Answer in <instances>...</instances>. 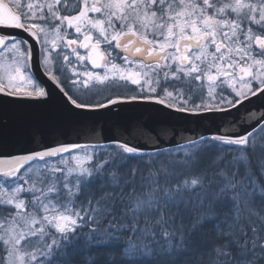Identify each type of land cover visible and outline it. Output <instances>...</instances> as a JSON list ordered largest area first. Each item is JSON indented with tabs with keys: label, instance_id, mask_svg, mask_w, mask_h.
<instances>
[{
	"label": "snow or ice",
	"instance_id": "6c2138e0",
	"mask_svg": "<svg viewBox=\"0 0 264 264\" xmlns=\"http://www.w3.org/2000/svg\"><path fill=\"white\" fill-rule=\"evenodd\" d=\"M252 97L264 0H0V264H264Z\"/></svg>",
	"mask_w": 264,
	"mask_h": 264
},
{
	"label": "water",
	"instance_id": "95a60500",
	"mask_svg": "<svg viewBox=\"0 0 264 264\" xmlns=\"http://www.w3.org/2000/svg\"><path fill=\"white\" fill-rule=\"evenodd\" d=\"M20 35H24L20 33ZM26 38V37H25ZM34 71L36 75L47 85L49 90L52 93V99L49 102V105L45 106L43 109H38L41 111H50L55 107L62 106L65 102L63 98L60 96L58 91L56 90L55 86L52 85L43 75H41L40 68L37 66ZM125 112V114H130L133 111H141L144 109H153L157 106L150 105L146 103H135V104H123L121 106ZM115 111V109H112ZM264 112V100L257 99L256 97H252L250 101H244V103L237 108L232 109L227 114H217L218 118L216 119L214 124H210L208 121L201 122L195 117H184L181 119L180 123L186 125L190 129L194 130L195 132H205V130L211 127L212 132L217 130V126H219V131L225 132L230 130H238L244 131L246 130V125L244 127H239L242 123L246 122L252 113H259ZM95 115L100 119L101 124L105 125V128L110 126V121L105 123L104 117L110 115L108 109H101ZM223 117V119L219 117ZM231 122V123H230ZM190 134V133H186ZM71 139H75V137H71ZM48 143H52L51 140Z\"/></svg>",
	"mask_w": 264,
	"mask_h": 264
},
{
	"label": "flooded vegetation",
	"instance_id": "af4514ba",
	"mask_svg": "<svg viewBox=\"0 0 264 264\" xmlns=\"http://www.w3.org/2000/svg\"><path fill=\"white\" fill-rule=\"evenodd\" d=\"M95 91V90H93ZM124 92V89L123 88H120V89H116L115 92H108V91H104L102 95H99V96H95V100L96 101H103L105 99L106 96L108 95H112L113 98H115V96L117 94H122ZM89 98H92V93H87L86 94Z\"/></svg>",
	"mask_w": 264,
	"mask_h": 264
}]
</instances>
